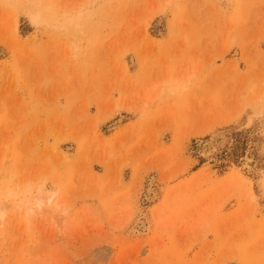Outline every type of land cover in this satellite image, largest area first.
Wrapping results in <instances>:
<instances>
[{
    "label": "rangeland",
    "instance_id": "1",
    "mask_svg": "<svg viewBox=\"0 0 264 264\" xmlns=\"http://www.w3.org/2000/svg\"><path fill=\"white\" fill-rule=\"evenodd\" d=\"M0 215V264H264V0H0Z\"/></svg>",
    "mask_w": 264,
    "mask_h": 264
},
{
    "label": "bare ground",
    "instance_id": "2",
    "mask_svg": "<svg viewBox=\"0 0 264 264\" xmlns=\"http://www.w3.org/2000/svg\"><path fill=\"white\" fill-rule=\"evenodd\" d=\"M149 198V197H148ZM49 203V202H48ZM31 208V207H30ZM29 210V209H28ZM0 217H1V215H0Z\"/></svg>",
    "mask_w": 264,
    "mask_h": 264
},
{
    "label": "clouds",
    "instance_id": "3",
    "mask_svg": "<svg viewBox=\"0 0 264 264\" xmlns=\"http://www.w3.org/2000/svg\"><path fill=\"white\" fill-rule=\"evenodd\" d=\"M0 218H2V217H0Z\"/></svg>",
    "mask_w": 264,
    "mask_h": 264
}]
</instances>
